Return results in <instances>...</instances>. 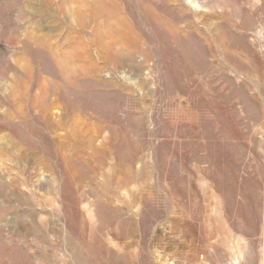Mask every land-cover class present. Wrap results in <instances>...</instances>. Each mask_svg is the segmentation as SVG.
I'll use <instances>...</instances> for the list:
<instances>
[{"label": "rangeland", "instance_id": "obj_1", "mask_svg": "<svg viewBox=\"0 0 264 264\" xmlns=\"http://www.w3.org/2000/svg\"><path fill=\"white\" fill-rule=\"evenodd\" d=\"M0 264H264V0H0Z\"/></svg>", "mask_w": 264, "mask_h": 264}]
</instances>
